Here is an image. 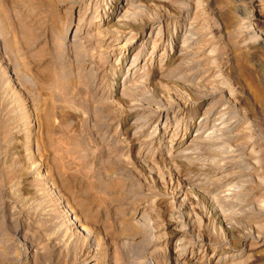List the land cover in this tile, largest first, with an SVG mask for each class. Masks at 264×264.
Here are the masks:
<instances>
[{
  "label": "rangeland",
  "instance_id": "rangeland-1",
  "mask_svg": "<svg viewBox=\"0 0 264 264\" xmlns=\"http://www.w3.org/2000/svg\"><path fill=\"white\" fill-rule=\"evenodd\" d=\"M142 1L99 32L90 19L115 0H0V264H176L179 227L181 263L229 252L264 264V0ZM191 23V51L158 68ZM128 32L136 43L118 62ZM134 58L141 80L121 92ZM213 112L236 134L220 152L141 159L134 133L171 134L182 118L175 142L187 147ZM204 163L206 181L192 182ZM224 179L238 188L229 196Z\"/></svg>",
  "mask_w": 264,
  "mask_h": 264
},
{
  "label": "bare ground",
  "instance_id": "bare-ground-1",
  "mask_svg": "<svg viewBox=\"0 0 264 264\" xmlns=\"http://www.w3.org/2000/svg\"><path fill=\"white\" fill-rule=\"evenodd\" d=\"M95 3H97V1ZM142 3H143L142 0H115V3H112L111 6L109 5L107 7H104L103 15L101 17L98 16L97 12L94 13V16L91 17V19H90V23H92V24H90L88 29L89 28L95 29V30H98L99 32L104 31V30H101V28H103V26H105V25H109V23L111 21H113L116 17H118V15H121L122 13L123 14L121 16H119L120 18L117 20V22L127 24L130 21V19H132L131 17L134 16V14H135V12H133V11L136 9L143 8L142 6H144V5ZM107 8H108V10H107ZM106 16H108V17L113 16L112 17L113 19L109 22L107 20L108 18H106ZM96 22H98V23H96ZM192 26H193L192 23L189 24V26L186 30V33L183 35V40H182V43L180 45H179V36L175 37V39H174L175 45L173 48V51L175 52V54H174L173 58H169V56L166 57L165 53L160 55V58L157 62L158 68L165 70V69L171 67L170 66L171 64L182 60L183 57L186 56L191 51L192 46H191L190 41L196 35L193 33ZM77 27H81V25L78 24ZM119 27L123 28L121 25ZM126 28H128V27H125V29L122 31V33H124V31H126ZM81 32H83V29L80 31H77V33H81ZM130 32H128V33H130ZM83 33H85V32H83ZM128 33H127V35H128ZM87 34H88V32H86V35ZM108 34H104V37H103L107 41L110 39V37L107 36ZM124 35H126V34H124ZM155 38L156 39H153L150 42V43H152V47H151L150 54H149L151 56V58H152L154 52L156 51V49L163 43V40L165 38V34L161 31V29H159L155 33ZM115 41H116V38H111V40L109 41L107 46L113 48ZM135 43H136V37H135V35L131 34L122 44L118 45V47H114L115 51L118 52L117 54H119L118 62L120 61V57H125L126 55H128V53L131 51V49L133 48ZM137 56H138V53L135 55V57H137ZM151 58L148 59V61L152 62ZM178 65H180V63ZM131 66L133 68V71L130 74L126 73L127 77L121 83V86H120L121 92H124L127 89L133 87L134 85H136V83L138 81L140 82V80H141V77H142L140 75L141 71L139 72V69L137 67L138 62H136V58H134V60L132 61ZM145 66L151 67V63L147 65L145 62L143 64V66L142 67L140 66V67H141V69L144 70ZM178 67H180V66H178ZM200 71L201 70L198 69L197 71H194L192 74L189 75L190 83L188 86H190L192 84L191 82H195L197 80V78H199ZM193 85H194V83H193ZM163 111L164 110H162L160 112L158 119L162 115ZM131 112H133V111H131ZM171 117H173V115H171ZM171 117H170L169 113H166L165 119H167V122L171 119ZM221 119H222V116L219 115V113H215V112L209 113L208 115L204 116L201 119V122L198 123L196 129L194 130V137L190 141V143L187 145V147H182L179 144H177V142H175V140L178 139V134L182 131V128L184 126V123L182 122V118L180 120H178L177 123H175L174 129L172 130L173 132L171 134L169 133L168 128L164 127V125L162 127H159V125H155L151 129V131H149L146 135H143V134L141 135L140 134L141 131H139L136 133V135L134 133L132 137L135 141L140 142V144H142L144 147L149 149L148 152H146V154L145 153L141 154V159L143 161L147 160L152 155H158L160 157V159H162V160H171V162H172V160H175L177 162H185V161L191 160L193 158V156L197 154V150L199 148L201 149L203 147H206L209 151H211V153L213 152V155H215L217 152H220L219 148H222L221 146H223L222 141H224V140L231 141L236 137V134H232V129L230 128L231 125H228L227 123H224V122H219ZM166 125H167V123H166ZM186 130H188V129L186 128ZM188 132H189V130H188ZM168 134L171 135V137H173V138L168 140V142H167L168 144L166 145V148L164 146L163 149H160V144H161L163 138ZM188 135H190V132L188 133ZM234 152H237L236 149L234 150ZM234 152H233V155H234ZM231 157H233V156H231ZM140 164H142V163H140ZM205 165H207V163L206 164L204 163L203 167L199 168V172L198 173L196 172L197 174L191 178L192 182L201 183L202 181H206L205 176L207 174L208 168L205 167ZM188 176H190V175H188ZM217 186H218V190H220V193L224 196H229V194H232L233 191H235V190L237 191V189H238L236 183L232 184V182L228 179H226V180L224 179ZM215 189L217 190V188H215ZM221 216H222V214H221ZM223 216H222V218H223ZM225 217H228V216H224V218ZM224 218H223V220H224ZM226 219H228V218H226ZM179 228L178 229L176 228L175 230H173L174 231L173 238H172V240L167 242V245L170 244L175 249V255H176L175 262H176V264H186V263H181V261L182 260L184 261V259H185V255L187 252V246H186V240L184 238L185 236H183L184 234L182 235L183 230H181ZM182 229H184V228H182ZM191 256H192V258H191L192 260H195L197 258L196 255L193 254V252L191 253ZM236 258H237V255H233L232 253H229V252H222L220 257L215 258V257L211 256L209 258L208 263H206V264H238L234 261ZM187 264H195V262L192 263V261H191V262H188Z\"/></svg>",
  "mask_w": 264,
  "mask_h": 264
}]
</instances>
